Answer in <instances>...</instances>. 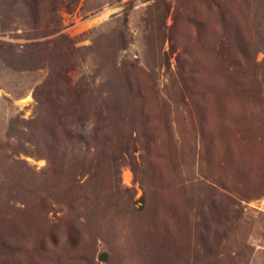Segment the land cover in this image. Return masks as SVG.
Instances as JSON below:
<instances>
[{
    "label": "rangeland",
    "instance_id": "obj_1",
    "mask_svg": "<svg viewBox=\"0 0 264 264\" xmlns=\"http://www.w3.org/2000/svg\"><path fill=\"white\" fill-rule=\"evenodd\" d=\"M23 2L0 264H264V0Z\"/></svg>",
    "mask_w": 264,
    "mask_h": 264
},
{
    "label": "trees",
    "instance_id": "obj_2",
    "mask_svg": "<svg viewBox=\"0 0 264 264\" xmlns=\"http://www.w3.org/2000/svg\"><path fill=\"white\" fill-rule=\"evenodd\" d=\"M13 1V2H12ZM47 3H48V7H49V10H50V12L51 13H56V11H58V9H59V7H61L62 5L60 4V2H59V0H45ZM76 0H74V2H75ZM17 2L19 3V6H20V8H19V10L18 11H20V9L22 10L23 9V4H24V2H23V0H11V3H10V5L11 4H17ZM3 5H6V1H3ZM55 15V14H54ZM55 24H56V20H55ZM48 27H49V25H44V26H42L41 27V29H42V35H48V34H50V33H52L53 32V30H48ZM38 29V28H37Z\"/></svg>",
    "mask_w": 264,
    "mask_h": 264
}]
</instances>
